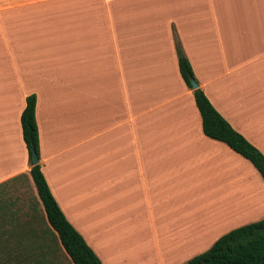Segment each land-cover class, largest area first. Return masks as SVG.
<instances>
[{"label": "crops", "instance_id": "0c3cea01", "mask_svg": "<svg viewBox=\"0 0 264 264\" xmlns=\"http://www.w3.org/2000/svg\"><path fill=\"white\" fill-rule=\"evenodd\" d=\"M177 42L212 105L264 154V0H0V264H74L31 175V95L42 171L103 264H153L152 247L114 248L123 221L148 230L162 264H187L243 227V210L264 219V180L205 135Z\"/></svg>", "mask_w": 264, "mask_h": 264}, {"label": "trees", "instance_id": "16d2710c", "mask_svg": "<svg viewBox=\"0 0 264 264\" xmlns=\"http://www.w3.org/2000/svg\"><path fill=\"white\" fill-rule=\"evenodd\" d=\"M177 52L181 76L186 85L194 91L205 135L225 143L233 151L250 161L264 180V154L230 125L212 105L201 88L193 89L192 80L197 83L198 80L179 42H177ZM36 108L37 97L31 95L27 98L21 122L24 141L32 164L31 175L50 227L58 233L74 264H103L84 237L68 221L45 178L40 164V134ZM33 148L39 157L37 165L33 163ZM188 264H264V220L240 227L224 235L209 251L196 256Z\"/></svg>", "mask_w": 264, "mask_h": 264}, {"label": "rangeland", "instance_id": "374dc122", "mask_svg": "<svg viewBox=\"0 0 264 264\" xmlns=\"http://www.w3.org/2000/svg\"><path fill=\"white\" fill-rule=\"evenodd\" d=\"M16 191H17V195L18 196H22V197H27V198H33L35 196V191L34 189L31 187L30 184H19V187H16ZM257 191L259 193L260 196V189L257 186ZM262 205V198L260 200H257V208H261ZM259 217H261V212L254 216L251 213V210L247 209V210H243L242 211V215L239 221V224L241 226H245L246 223L248 222H260L262 220L259 219ZM264 220V219H263ZM139 222H132V221H128L127 224H125V222H122V226L123 228H127L124 229L122 231V235H125L126 233H129L127 236H125L124 238H122V243H115L114 244V248L117 250L119 249V247H123L122 249L124 250V246L123 244H129L128 247H130V254L131 256L133 255H139L137 252L139 251H143L145 250L147 247H152L151 250H155V252L151 255V257H149L148 259L153 263V264H162L161 261L159 260V255H158V250L157 247L152 245L151 240L147 237V233L148 230L146 228H138ZM156 248V249H155ZM150 250V251H151ZM149 251V253H150ZM116 254H120L119 252ZM128 254V253H127ZM138 258L136 259L137 262L135 264H140L139 263V256L134 257ZM128 264H134L133 260L128 263ZM188 264V263H187Z\"/></svg>", "mask_w": 264, "mask_h": 264}, {"label": "water", "instance_id": "95a60500", "mask_svg": "<svg viewBox=\"0 0 264 264\" xmlns=\"http://www.w3.org/2000/svg\"><path fill=\"white\" fill-rule=\"evenodd\" d=\"M192 86H193V89H198L199 88V85L196 81L192 80ZM32 158H33V163L35 165H37L39 163V157L36 153V150L33 148L32 149Z\"/></svg>", "mask_w": 264, "mask_h": 264}]
</instances>
